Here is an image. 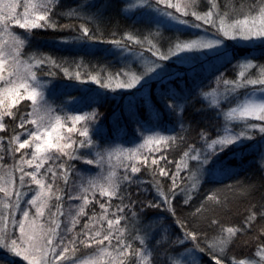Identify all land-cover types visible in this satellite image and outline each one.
Returning <instances> with one entry per match:
<instances>
[{"label":"snow or ice","instance_id":"obj_1","mask_svg":"<svg viewBox=\"0 0 264 264\" xmlns=\"http://www.w3.org/2000/svg\"><path fill=\"white\" fill-rule=\"evenodd\" d=\"M21 262L264 264V0H0V264Z\"/></svg>","mask_w":264,"mask_h":264},{"label":"trees","instance_id":"obj_2","mask_svg":"<svg viewBox=\"0 0 264 264\" xmlns=\"http://www.w3.org/2000/svg\"><path fill=\"white\" fill-rule=\"evenodd\" d=\"M65 2L69 5H73L75 6L76 3L79 2V0H65ZM119 23L121 30L125 27H130L132 26V20L131 19H123L120 17H116L113 16L112 19V24L115 25L116 23ZM135 28H139L142 29L143 25L137 23L135 25ZM45 42V38L44 37H40L37 40V43L40 45H43ZM231 43V42H228ZM110 45H106V44H98L96 45V48L98 49V52L96 55L94 56H90L86 58V62H91L92 65H99V66H110L109 70L110 71H115L116 69H118L120 67V62L117 60L116 57L114 56H108L105 52L104 49L106 48H110ZM229 76H231V73H229ZM91 87L95 88V85H90ZM213 87H215V85H212ZM120 91L122 90H118L117 93H108V98L105 100V102L103 104L100 105L99 108H97L96 110L100 113V118H99V126H102L105 130V132H109L112 128V121H113V115L114 114H121V110H122V102H121V97H120ZM121 124L122 126L127 127L128 130V140H133L135 139L136 143H140L142 141L139 140V136L138 134L133 132V125L131 123H128L126 120L122 119L121 120ZM125 147H134L135 144L131 143V142H125L124 144ZM80 167H92V166H83V165H79ZM244 176H246L247 178L251 179V180H258L259 179V173L254 169V168H247L244 172ZM244 176H242L241 178H244ZM232 207V211L233 213H237V212H242L245 205L239 202H235L233 203ZM225 221H227L229 219V217H224ZM21 264H23V262H21Z\"/></svg>","mask_w":264,"mask_h":264},{"label":"rangeland","instance_id":"obj_3","mask_svg":"<svg viewBox=\"0 0 264 264\" xmlns=\"http://www.w3.org/2000/svg\"><path fill=\"white\" fill-rule=\"evenodd\" d=\"M128 2H131V0H128Z\"/></svg>","mask_w":264,"mask_h":264}]
</instances>
